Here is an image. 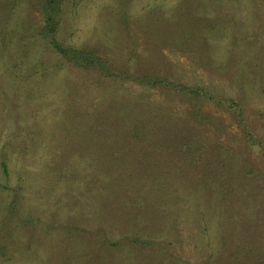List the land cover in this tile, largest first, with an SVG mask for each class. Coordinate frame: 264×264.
I'll list each match as a JSON object with an SVG mask.
<instances>
[{
	"label": "rangeland",
	"instance_id": "1",
	"mask_svg": "<svg viewBox=\"0 0 264 264\" xmlns=\"http://www.w3.org/2000/svg\"><path fill=\"white\" fill-rule=\"evenodd\" d=\"M43 27L35 0H0V264H264V180L237 175L245 162L264 172V155L244 148L226 109H199L222 127L215 146L217 127L195 120L190 101L138 81L236 99L264 137V0H64L57 40L98 52L106 74L61 58ZM190 135L200 162L176 151ZM223 145L231 169L217 184L229 199L202 168ZM231 203L236 236L224 235L231 212L221 217ZM135 221L154 248L116 243Z\"/></svg>",
	"mask_w": 264,
	"mask_h": 264
},
{
	"label": "trees",
	"instance_id": "2",
	"mask_svg": "<svg viewBox=\"0 0 264 264\" xmlns=\"http://www.w3.org/2000/svg\"><path fill=\"white\" fill-rule=\"evenodd\" d=\"M38 4L39 7L41 8L43 19H44V27L42 29L41 35L49 38L50 40V45L53 47V49L61 56V58L65 59L66 61L71 62L75 66H77L80 69L83 70H91L95 69L99 71L100 73L106 74L105 71H108L111 73V68L109 67V63L105 60L102 59L96 52L93 50L89 49H83L80 47H76L73 44H70L71 42L69 41L68 38L65 39L64 43H61L60 41L57 40L56 36L58 33V29L60 27L61 23V15L63 12V2L64 0H35ZM59 67L57 65L52 66L48 70V75L53 74V71H57ZM109 73V75H111ZM131 78V77H129ZM139 83L142 85L151 87V88H157L159 86L165 87L169 89L170 91L174 92L175 94L181 96L184 99H187L190 101L194 108H196L194 111V117L195 120L199 121L201 124H205L208 127L212 126L213 130L217 127L216 132H217V143L215 146H220V135L222 132V127L219 125L217 122L214 121V119L208 115L207 113L201 112L199 109L201 108L202 104L205 103H213L214 105L218 107H222L226 109L232 116L235 118L238 126L241 128L242 131V137H243V142H244V148L256 153L257 155H264V137L259 133L257 129L252 127L249 123L248 120L244 114V108L241 103H239L236 99L229 98V97H224L217 91H212L211 89L207 87H190L187 85H183L180 83H176L175 81L166 79L164 77H156L153 75H143L138 77ZM72 118H75V114H71ZM173 130H171L172 132ZM131 136H133L132 131H129ZM213 132V131H212ZM216 135V134H215ZM191 137H183V142L177 140L175 143L178 144L176 147V151L179 154V156H182V158H185L186 161L190 162H195V161H201L202 155V150L203 148H197L196 150L193 149V146L191 145H196L197 140L190 135ZM133 138L137 141V137ZM205 146L208 148H211V152L214 151L212 146L209 145L207 140H204ZM220 148V147H219ZM194 151V152H193ZM222 153L217 154L218 157V163L214 162H207L202 165L203 170L207 173L208 176L210 177V180L213 182V186L220 187L218 189H214V192L218 194L220 198L231 197L232 190L230 189L229 191H226L225 185L221 186L217 184L219 180L223 182L225 177V173H230V169L226 168L225 164H222L221 160L225 157H230V154L232 151L227 149L224 145L222 147ZM224 157V158H223ZM231 165L234 166L233 162L230 163ZM62 165V164H61ZM208 165V166H207ZM101 163L98 162V159H93L92 164H90V168L97 174L101 173L103 170L101 169ZM73 168L72 170L78 169L79 165H74L71 164L70 168ZM210 170V171H209ZM223 172V173H222ZM239 178H242L246 180L247 184L249 182H253L255 179H263L264 180V172L253 167L250 168V166L245 162L241 165V170L237 173ZM260 177V178H259ZM226 178V177H225ZM230 178V177H229ZM227 178V179H229ZM225 183L228 182L224 181ZM246 184V185H247ZM134 189L132 187H129L125 192H131ZM217 190V191H216ZM228 199L226 201H228ZM234 209L233 210H225L223 213V210H221V217L224 218L225 212L227 213V216L229 212L231 214L229 217H226L231 224L232 228L226 230L224 232V235L226 233L231 234L232 236L238 235L239 233V214L238 210L235 207V203H231V205ZM224 209V207H223ZM132 217L136 219L137 212H134V209L130 211V214ZM221 218V219H222ZM225 219V220H226ZM138 221H135V223H132V226H128L129 233L123 234L121 237L117 238V244H124L125 247L129 248V252L132 253L134 251V246L132 244L138 245L142 243V246L149 247V248H154L153 245L157 243V238L153 235L154 233L147 232L145 233L141 228H139V224L137 223ZM131 228V231H130ZM125 239L127 241H124L122 239ZM224 240V238H222ZM234 243V242H233ZM231 241H227L225 238V241L222 242V245L225 249L227 250V246L233 244ZM103 246V244H102ZM248 246V245H247ZM245 247L244 250L246 249L247 252H243V258L246 256V258L249 260L251 258V252L253 249H250L249 247ZM144 248V247H143ZM238 248H242L241 246Z\"/></svg>",
	"mask_w": 264,
	"mask_h": 264
}]
</instances>
